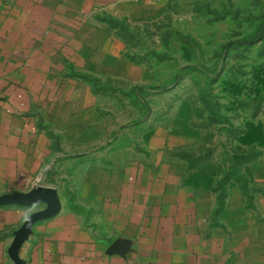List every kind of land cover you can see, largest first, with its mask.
Instances as JSON below:
<instances>
[{
	"label": "crops",
	"instance_id": "crops-1",
	"mask_svg": "<svg viewBox=\"0 0 264 264\" xmlns=\"http://www.w3.org/2000/svg\"><path fill=\"white\" fill-rule=\"evenodd\" d=\"M20 1L30 7H4L0 0V197L54 188L62 211L35 224L19 258L25 264H264V151L245 159L248 176L207 169L201 161L207 129L192 124L194 115L168 144L177 154L155 164L170 170L154 182L149 166L143 164L142 175L130 171L110 145L64 170L72 155L61 133L73 102L61 86L94 63L80 42L68 41L65 22L56 26L66 11L57 13L42 0ZM91 161L103 168L97 176L105 186L84 170ZM132 177L130 192L126 180ZM46 208L0 206V264H17L9 256L15 233Z\"/></svg>",
	"mask_w": 264,
	"mask_h": 264
},
{
	"label": "rangeland",
	"instance_id": "rangeland-1",
	"mask_svg": "<svg viewBox=\"0 0 264 264\" xmlns=\"http://www.w3.org/2000/svg\"><path fill=\"white\" fill-rule=\"evenodd\" d=\"M4 1V7H30L20 0ZM43 3L67 12L65 21L56 17V26L65 22L68 41L80 42L82 54L94 63L61 86L73 102L61 133L70 140L67 173L78 157L110 145L126 158L130 171L142 175L143 164L149 166L154 182L170 170L155 164L177 154L168 144L179 140L178 133L191 121L188 116L194 115L192 124L207 129L201 151L207 169L219 175L242 170L248 176L245 159L264 151V0ZM83 165L95 174L94 183L105 186L98 177L102 167L95 161ZM132 178L126 180L130 192L136 182Z\"/></svg>",
	"mask_w": 264,
	"mask_h": 264
},
{
	"label": "water",
	"instance_id": "water-1",
	"mask_svg": "<svg viewBox=\"0 0 264 264\" xmlns=\"http://www.w3.org/2000/svg\"><path fill=\"white\" fill-rule=\"evenodd\" d=\"M42 204L47 205V208L33 213L22 228L15 233L9 256L17 264H25L19 258V251L32 235L35 224L59 215L62 211V202L56 189L44 186L37 187L28 193L16 192L0 197V206L3 207L12 205L34 207Z\"/></svg>",
	"mask_w": 264,
	"mask_h": 264
},
{
	"label": "trees",
	"instance_id": "trees-1",
	"mask_svg": "<svg viewBox=\"0 0 264 264\" xmlns=\"http://www.w3.org/2000/svg\"><path fill=\"white\" fill-rule=\"evenodd\" d=\"M190 68H192V69H197V67H190ZM76 76H80L79 74H77ZM221 185V187L223 188V185H225V183L224 182H222V183H220Z\"/></svg>",
	"mask_w": 264,
	"mask_h": 264
}]
</instances>
